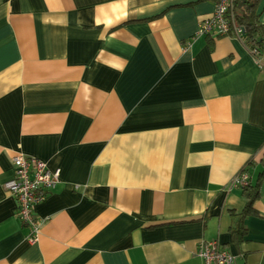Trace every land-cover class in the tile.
I'll return each instance as SVG.
<instances>
[{
	"label": "crops",
	"instance_id": "crops-1",
	"mask_svg": "<svg viewBox=\"0 0 264 264\" xmlns=\"http://www.w3.org/2000/svg\"><path fill=\"white\" fill-rule=\"evenodd\" d=\"M216 2L0 0V264H202V240L264 264V183L239 247L230 214L263 170L264 70L195 37ZM18 154L61 171L34 243L4 187Z\"/></svg>",
	"mask_w": 264,
	"mask_h": 264
},
{
	"label": "built area",
	"instance_id": "built-area-1",
	"mask_svg": "<svg viewBox=\"0 0 264 264\" xmlns=\"http://www.w3.org/2000/svg\"><path fill=\"white\" fill-rule=\"evenodd\" d=\"M235 0H217L215 10L211 16L200 22L195 37H238L242 35V28L232 24L228 10ZM186 46H190L187 43ZM251 53L262 66L264 54L254 48ZM15 166L14 177L4 184L5 190L13 195L18 203L17 213L20 220L30 229L28 240L37 241L42 220L36 215L37 205L46 200L60 182V169L52 170L47 163L36 157L22 154L13 158ZM247 173H238L233 181L235 186H244L249 182ZM202 264H235L236 256L219 241H200L196 252Z\"/></svg>",
	"mask_w": 264,
	"mask_h": 264
},
{
	"label": "trees",
	"instance_id": "trees-1",
	"mask_svg": "<svg viewBox=\"0 0 264 264\" xmlns=\"http://www.w3.org/2000/svg\"><path fill=\"white\" fill-rule=\"evenodd\" d=\"M264 0H235L229 10L228 16L232 19V24L240 26L243 30L240 40L251 51L258 48L264 54V24L260 21L261 5ZM264 70V59L262 61ZM263 170L259 173L256 182L241 186L242 195L245 199V206L241 211L231 210L232 217L231 235L235 244L239 247L244 240L247 229L244 220L252 214H256L255 202L263 194L264 183V158ZM254 165V159L250 160L239 173H247V167ZM249 175V174H248Z\"/></svg>",
	"mask_w": 264,
	"mask_h": 264
}]
</instances>
